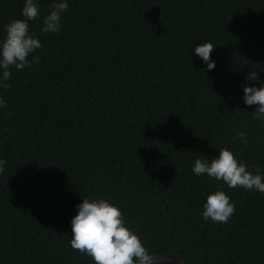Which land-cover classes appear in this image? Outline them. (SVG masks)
<instances>
[{
    "label": "trees",
    "instance_id": "16d2710c",
    "mask_svg": "<svg viewBox=\"0 0 264 264\" xmlns=\"http://www.w3.org/2000/svg\"><path fill=\"white\" fill-rule=\"evenodd\" d=\"M36 2L40 63L0 88V264H94L70 244L85 198L117 206L153 255L264 264V194L192 171L228 148L264 175V121L243 99L264 84V0H66L58 34L41 31L53 0ZM23 5L0 0V38ZM216 190L227 223L202 219Z\"/></svg>",
    "mask_w": 264,
    "mask_h": 264
},
{
    "label": "clouds",
    "instance_id": "9594fccd",
    "mask_svg": "<svg viewBox=\"0 0 264 264\" xmlns=\"http://www.w3.org/2000/svg\"><path fill=\"white\" fill-rule=\"evenodd\" d=\"M67 10L66 0H53L51 10L43 17L41 31L58 34L63 26L62 14ZM21 16L22 18L14 19L5 25V35L0 38V88L3 89L10 87L7 81L12 75V68L19 71L31 63H40L39 57L35 55L29 60V56L43 46L29 30L28 21L36 20L40 16L36 0H24ZM214 47L212 43L204 42L194 48L197 56L206 63L208 70L215 68V62L210 58ZM246 79L257 80V72L251 71ZM243 93L246 105H258L253 112V118L264 121V84L260 87L245 85ZM6 106V101L0 97V108ZM237 136L247 146L245 133L238 132ZM5 164L6 161L0 159V173L4 171ZM192 171L197 176L207 174L218 182L223 181L229 188L242 187L264 194V175L260 174L259 166L256 167L255 174L250 172L247 165L238 161L228 148H221L219 155L210 162L197 158ZM234 211L235 206L229 195L222 190H216L206 197L202 219L227 223ZM71 228V247L90 256L94 264H152L155 258L140 237L125 225L120 209L106 199H83L72 217Z\"/></svg>",
    "mask_w": 264,
    "mask_h": 264
},
{
    "label": "water",
    "instance_id": "95a60500",
    "mask_svg": "<svg viewBox=\"0 0 264 264\" xmlns=\"http://www.w3.org/2000/svg\"><path fill=\"white\" fill-rule=\"evenodd\" d=\"M154 256L152 264H185L182 257L174 252Z\"/></svg>",
    "mask_w": 264,
    "mask_h": 264
}]
</instances>
